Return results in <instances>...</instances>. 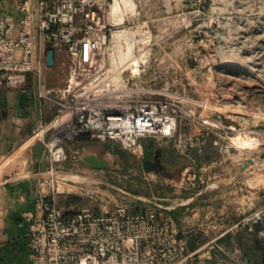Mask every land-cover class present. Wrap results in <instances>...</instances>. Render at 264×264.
<instances>
[{
  "label": "built area",
  "instance_id": "1",
  "mask_svg": "<svg viewBox=\"0 0 264 264\" xmlns=\"http://www.w3.org/2000/svg\"><path fill=\"white\" fill-rule=\"evenodd\" d=\"M114 3L38 0L36 11L30 1L19 0L17 9L23 16L17 37L11 36L15 18L0 19V85L16 88L31 76L38 97L56 108L49 123L52 126L42 124L37 136L53 139L46 148L57 169H63L68 159L64 141L89 135L142 154L144 141L151 139L156 144L155 139L180 134L183 119L193 123L191 140L202 143L216 138L222 148L242 130L255 133L264 145V129L238 130L201 100L190 102L192 117L185 115L182 95L163 84L168 73H150L153 47L163 37L158 41L149 22H136L125 7L114 18ZM119 29L125 32L115 43L113 33ZM36 33L54 55L66 56L63 85H47L46 53ZM96 76L100 82L94 85V79L90 80ZM110 97L122 105L111 110L91 109ZM207 109L211 112L205 115ZM254 160L259 167L264 166V158H252L247 168ZM31 219V264H183L193 256L172 218H162L157 211L131 212L121 207L101 212L91 208L71 211L58 206L55 195L48 199L41 194ZM241 225L249 226L247 230L257 237L264 251V208L243 218Z\"/></svg>",
  "mask_w": 264,
  "mask_h": 264
},
{
  "label": "rangeland",
  "instance_id": "2",
  "mask_svg": "<svg viewBox=\"0 0 264 264\" xmlns=\"http://www.w3.org/2000/svg\"><path fill=\"white\" fill-rule=\"evenodd\" d=\"M133 2L128 13L149 20L158 41L163 37L153 47L150 73H168L163 76V84L182 95L185 115L192 117L190 102L201 100L238 130L264 129V0ZM93 79L94 85L100 82L97 76L90 82ZM109 99L95 103L91 109L111 110L122 105ZM232 109L241 110L239 113L245 116L233 114ZM192 125L183 119L180 134L184 136L155 139L156 149L164 153L152 156L156 161L152 170L146 169L143 153L97 140L79 147L77 139L62 143L68 159L63 169H57L48 159L46 148L53 139L39 136L41 149L33 171L27 159L21 162L24 171L18 176L35 175L42 185L41 194L48 199L55 195L58 206L71 211L91 208L101 212L121 207L131 212L157 211L165 217L160 211L162 203L175 207L179 198L196 195L217 198L211 206L219 209L229 206L225 200L231 199L230 207L234 213L241 211L243 218L264 208V166L259 167L254 160L247 168L252 158H264L260 156L264 153L262 138L240 130L229 145L205 149L201 142L190 139ZM94 153L105 159L108 167L93 171L85 156ZM8 161H0V177ZM252 237L259 243L256 236ZM204 253L194 257H204ZM255 253L260 254L258 250Z\"/></svg>",
  "mask_w": 264,
  "mask_h": 264
},
{
  "label": "crops",
  "instance_id": "3",
  "mask_svg": "<svg viewBox=\"0 0 264 264\" xmlns=\"http://www.w3.org/2000/svg\"><path fill=\"white\" fill-rule=\"evenodd\" d=\"M18 1L0 0V19L7 16L15 18L11 33L13 37H17L19 33L23 16L17 9ZM28 1L37 11L38 0ZM140 14L141 11H138L137 15ZM134 19L142 20L140 17ZM36 34L40 40V48L47 58L50 46L43 37L40 38V35ZM65 60L67 58L64 54L54 55V65L48 66L46 71L48 86H60L65 82ZM55 114L56 108L38 97L31 76L16 88L0 85V161L9 160L3 166L0 177V264H31V217L36 200L41 195L42 185L35 175L28 178L18 175L24 171L20 167L21 162L27 159L31 160L33 171L34 160H37L41 149L37 134L42 124H48L46 127L50 125ZM93 141L96 140L85 135L77 139L76 144L81 147L94 144ZM149 142L150 140L144 141L146 144ZM109 145L114 146V143ZM201 145L205 149L211 145L219 146L214 138H208ZM115 146L121 148L117 144ZM155 146L154 143L153 156L158 150ZM89 155L99 157L98 153L87 154L85 157ZM91 168L93 171L100 169ZM214 200L217 198L196 195L179 198L175 207L169 202L162 203L161 214L172 218L180 236L186 239L189 253L193 254L183 264H264V251L255 242L252 234L241 225L243 213H234L230 207L231 199L225 200L229 206L226 205L223 209L211 206L216 203ZM257 250L260 254L256 256ZM201 251H205L204 257H194Z\"/></svg>",
  "mask_w": 264,
  "mask_h": 264
},
{
  "label": "water",
  "instance_id": "4",
  "mask_svg": "<svg viewBox=\"0 0 264 264\" xmlns=\"http://www.w3.org/2000/svg\"><path fill=\"white\" fill-rule=\"evenodd\" d=\"M47 64L48 66H53L54 65V51L50 50L47 53ZM154 145V141L150 140L148 144L143 143V158L146 160V169L152 170L154 169L156 165V161L152 159L153 156V150L152 146ZM161 153V149H158L155 154L159 155ZM86 163H88L91 167L94 168H100L104 169L108 167V162L105 159H101L95 155H89L85 157Z\"/></svg>",
  "mask_w": 264,
  "mask_h": 264
},
{
  "label": "bare ground",
  "instance_id": "5",
  "mask_svg": "<svg viewBox=\"0 0 264 264\" xmlns=\"http://www.w3.org/2000/svg\"><path fill=\"white\" fill-rule=\"evenodd\" d=\"M131 5L134 6V2L132 0H115V3L112 6L113 17L115 18L117 16H120L122 14V12L125 10L124 7L126 9H128L129 6L131 7ZM124 32H125L124 29L115 30L113 33V42H115V43L119 42L120 39L123 37ZM240 111L241 110L238 111L237 109H232L231 112L235 115L245 116L244 113H239Z\"/></svg>",
  "mask_w": 264,
  "mask_h": 264
}]
</instances>
